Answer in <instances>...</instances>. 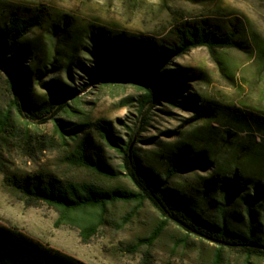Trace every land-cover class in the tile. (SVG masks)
Here are the masks:
<instances>
[{
  "label": "rangeland",
  "instance_id": "obj_1",
  "mask_svg": "<svg viewBox=\"0 0 264 264\" xmlns=\"http://www.w3.org/2000/svg\"><path fill=\"white\" fill-rule=\"evenodd\" d=\"M40 16L39 24L20 39L30 49L27 67L34 69L27 86L34 101L43 103L53 97L48 87L58 84L55 93L63 95L66 88L81 89L91 79V68L97 63L92 53L100 32L133 34L137 37H163L179 19H212L216 23L235 22L241 30L239 44L210 51L197 47L175 59L170 67L178 101L174 105L157 96L155 107L143 110L140 101L144 91L132 81L101 78L72 98L66 96L67 111L60 117L85 125L81 135H90L94 147L104 151L106 161L122 169V155L100 138L92 124L108 121L125 141L139 133L134 148L145 161L160 170L167 164L159 156L162 151L186 147L194 155L213 160L212 170H197L177 175L169 182L189 185L200 175L207 176L221 167L233 171L238 163L235 147L246 143L252 135L264 137V127L255 124L264 118V0H0V24L9 13ZM61 84V87L59 86ZM190 99L186 106L180 101ZM5 75L0 70V113L10 109L16 133H9L0 142V223L16 227L29 236L73 255L86 264H211L215 259L214 243L187 234L168 222L160 236L148 247L137 248L139 239L149 236L164 216L148 201L142 204L118 202L109 207V220L88 243L81 239L79 229L56 227L58 212L47 204L27 207L17 192L4 180L6 174L47 171L75 180L95 178L85 168L63 164L54 121L41 123L21 115L11 104ZM148 123L142 126L143 115ZM50 115V113L48 114ZM248 126H237L240 120ZM242 125V124H241ZM24 132L43 141L23 142ZM52 142L45 145L47 140ZM26 151H35L30 154ZM179 151V150H176ZM181 151V150H180ZM250 173L258 174L260 166L239 161ZM107 184L133 185L128 177L117 180L97 178ZM264 264V258H250L233 249L222 252L220 264Z\"/></svg>",
  "mask_w": 264,
  "mask_h": 264
},
{
  "label": "trees",
  "instance_id": "obj_2",
  "mask_svg": "<svg viewBox=\"0 0 264 264\" xmlns=\"http://www.w3.org/2000/svg\"><path fill=\"white\" fill-rule=\"evenodd\" d=\"M40 16L35 17L11 12L0 24V70L12 99V107L26 117L38 119L41 123L54 121V133L62 151L59 158L63 164L82 167L95 178L75 180L62 178L54 173L39 170L26 174H6V185L17 192L27 207L47 204L58 212L56 227L68 225L79 229L84 243L107 224L109 207L118 203H151L162 216L161 224L147 237L136 243L150 247L160 236L162 230L173 222L187 234L214 243L215 259L211 264H220L222 252L233 249L250 258H264V137L258 140L252 135L246 143L235 147L237 160L233 171L215 168L212 174L197 178L189 185H173L172 177L192 173L197 170H212L209 157L185 151L186 147L176 146L175 151H162L159 156L167 164L160 170L152 162L145 161L134 145L140 140L139 133L125 141L108 121L99 120L92 124L97 135L111 148L122 155V169H116L106 161L104 151L94 147L90 135H81L85 125H78L59 116L67 111L66 96L72 98L86 89L94 78L108 83L113 79L121 82L132 81L144 91L140 101L143 110L148 104L155 107L157 96L176 105L178 101L170 67L175 59L194 48L206 47L210 51L218 48L237 46L241 30L235 22L216 23L212 19H179L174 22L163 37H137L133 34H112L100 32L92 51L95 63L88 70L91 79L83 83L81 89L66 88L63 95L57 96L58 84L48 85L53 97L43 103L33 100L27 86L33 67H27L30 49L20 39L39 24ZM61 87V84L59 85ZM186 106L190 99L184 96L180 101ZM50 113V115H48ZM144 114V113H143ZM145 113L140 130L148 123ZM237 126H248L247 120L239 121ZM255 124L264 127V118L255 119ZM242 124V125H241ZM9 133H16L11 122L10 109L0 113V142ZM23 142L43 141L27 132L22 135ZM53 139L47 140V145ZM179 150V151H176ZM181 150V151H180ZM30 154L35 151H26ZM241 162L260 165L258 174L250 173ZM248 168V169H247ZM126 176L133 188L121 184H107L97 180H117ZM0 264H86L77 257L51 247L29 236L22 230L0 223ZM249 264V263H248Z\"/></svg>",
  "mask_w": 264,
  "mask_h": 264
}]
</instances>
